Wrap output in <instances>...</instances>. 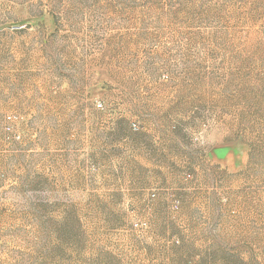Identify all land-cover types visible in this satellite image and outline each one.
<instances>
[{
	"label": "rangeland",
	"instance_id": "1",
	"mask_svg": "<svg viewBox=\"0 0 264 264\" xmlns=\"http://www.w3.org/2000/svg\"><path fill=\"white\" fill-rule=\"evenodd\" d=\"M0 264H264V0H0Z\"/></svg>",
	"mask_w": 264,
	"mask_h": 264
},
{
	"label": "built area",
	"instance_id": "2",
	"mask_svg": "<svg viewBox=\"0 0 264 264\" xmlns=\"http://www.w3.org/2000/svg\"><path fill=\"white\" fill-rule=\"evenodd\" d=\"M98 107H101V104H98ZM135 127H136V126H135ZM174 207H175V208H178V203H176ZM134 227L137 228V229L146 228V227H147V223H146V222L136 223V224L134 225Z\"/></svg>",
	"mask_w": 264,
	"mask_h": 264
}]
</instances>
